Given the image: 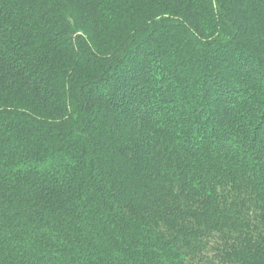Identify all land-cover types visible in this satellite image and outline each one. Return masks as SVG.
<instances>
[{"label": "trees", "instance_id": "16d2710c", "mask_svg": "<svg viewBox=\"0 0 264 264\" xmlns=\"http://www.w3.org/2000/svg\"><path fill=\"white\" fill-rule=\"evenodd\" d=\"M0 264H264V0H0Z\"/></svg>", "mask_w": 264, "mask_h": 264}]
</instances>
